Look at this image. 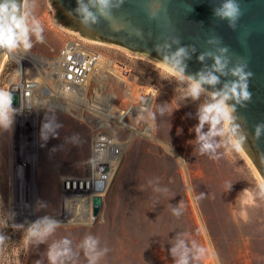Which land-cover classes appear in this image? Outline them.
Instances as JSON below:
<instances>
[{
  "label": "rangeland",
  "instance_id": "obj_1",
  "mask_svg": "<svg viewBox=\"0 0 264 264\" xmlns=\"http://www.w3.org/2000/svg\"><path fill=\"white\" fill-rule=\"evenodd\" d=\"M23 14L30 43L37 40V25L41 40L56 50L72 36L55 21L50 0H25ZM37 45L39 51L47 50ZM93 46L131 63L141 81L156 89L152 136L123 144L110 191L103 196L97 192L103 199L99 214L93 222L77 223L71 222V207L78 202L71 199L90 193L85 179L95 128L63 117L49 119L51 130H45L43 139L49 159L32 163L30 172L11 169L13 131L0 129V174L6 162L25 209L14 218L11 197L3 202L0 264H51L50 249H68L57 264H89L92 256L95 264H178L181 258L187 264H264V181L241 145L231 147L227 133L210 137L214 148L201 152L195 129L207 96L186 98L187 83L170 76L158 65L164 63L150 56L97 42ZM113 92L119 95L121 90L116 86ZM208 130L205 124L202 131ZM45 217L58 227L43 242H26L31 225ZM88 237L98 241L95 252L84 247Z\"/></svg>",
  "mask_w": 264,
  "mask_h": 264
},
{
  "label": "built area",
  "instance_id": "obj_2",
  "mask_svg": "<svg viewBox=\"0 0 264 264\" xmlns=\"http://www.w3.org/2000/svg\"><path fill=\"white\" fill-rule=\"evenodd\" d=\"M91 42L72 32L57 50L45 40L32 42L27 50L5 49L0 89L13 97L12 131L32 117L35 144L44 145L46 118L95 128L91 142L103 173L120 158L123 144L151 138L156 89L141 81L131 63ZM37 44L47 50L39 51ZM116 86L119 95L113 92Z\"/></svg>",
  "mask_w": 264,
  "mask_h": 264
},
{
  "label": "water",
  "instance_id": "obj_3",
  "mask_svg": "<svg viewBox=\"0 0 264 264\" xmlns=\"http://www.w3.org/2000/svg\"><path fill=\"white\" fill-rule=\"evenodd\" d=\"M24 1L17 0L21 15ZM238 2L243 15L233 30L226 21L214 15L220 0H109L103 10L97 0H83L94 20H85L83 14L76 11L77 0H50L55 9V21L90 41L147 55L162 63L165 56L179 47L187 48L190 58L184 63L187 65L185 74L189 76L213 65L211 58L200 62L201 54H218L222 47L228 49L226 55L232 64L245 62L247 70L253 73L249 80L252 100L246 102L245 107L237 106L241 135L245 137L241 147L264 181V130L259 139L254 134L255 127L264 124V0ZM213 38L219 43L210 44L208 41ZM174 39H179V44L173 43ZM4 54L5 49H0V66ZM226 79L232 78L221 77L222 82ZM205 88L212 90L208 86ZM93 187L102 191L104 181H95ZM102 205V197L95 196L94 216L99 214Z\"/></svg>",
  "mask_w": 264,
  "mask_h": 264
},
{
  "label": "clouds",
  "instance_id": "obj_4",
  "mask_svg": "<svg viewBox=\"0 0 264 264\" xmlns=\"http://www.w3.org/2000/svg\"><path fill=\"white\" fill-rule=\"evenodd\" d=\"M101 9L107 7L109 0H97ZM123 2V0H121ZM158 7V6H157ZM21 5L17 0H0V49H6L9 52L23 47L25 50L31 48L29 39L30 29L26 23V17L20 14ZM78 13L83 14L85 20L93 19L92 13L83 3V0H77ZM103 14V11H102ZM155 13H153V16ZM214 15L228 23V26L235 30L237 23L243 15L238 0H220V4L214 9ZM41 29L37 25L35 34L37 40H41ZM210 44H218L216 38L208 41ZM173 43L179 44V39H174ZM166 47H169L166 45ZM192 51H195L193 48ZM228 49L222 47L218 49V54L203 53L198 57L200 62L206 58H211L214 63L211 68L198 72L195 76L186 75L187 65L185 60L189 59L188 49L179 47L174 53L165 56L163 63L168 67V74L180 82L187 83L184 95L190 97L193 101L199 100L202 95L207 96V101L203 103L198 111L199 123L196 126L198 141L201 142V152L209 151L214 145L209 142L210 137L228 134L231 141V147L242 145L245 137L241 135V124L238 123L239 117L236 115L237 106L245 107L246 102L252 100V93L249 91V80L253 73L247 70V64L238 61L232 64L231 59L226 55ZM231 65V67L229 66ZM231 77L222 82L221 77ZM205 86H208L209 91ZM219 86V87H217ZM13 97L9 91L0 89V129L9 130L13 125V116L15 109L12 108ZM207 124L208 133L202 130ZM45 130H51L49 125H44ZM264 130V124L255 127V138L259 139L261 131ZM41 136L47 139L42 131ZM264 188V185H261ZM58 227L57 223L49 221L47 217L38 220L28 229L25 237L26 242L35 238L39 242L50 235ZM3 237H0V243ZM65 244L68 241H64ZM98 241L88 237L84 240V247L88 252H95ZM175 254L177 249H172ZM68 249L63 251L50 249L48 253L51 264H57L58 257L67 255ZM97 255H99L97 253ZM96 256L89 258V264H95ZM178 264H187V260L181 258Z\"/></svg>",
  "mask_w": 264,
  "mask_h": 264
},
{
  "label": "bare ground",
  "instance_id": "obj_5",
  "mask_svg": "<svg viewBox=\"0 0 264 264\" xmlns=\"http://www.w3.org/2000/svg\"><path fill=\"white\" fill-rule=\"evenodd\" d=\"M70 32V31H68ZM92 44L94 43L93 41L91 42ZM158 65L168 69V67L164 64L159 63ZM13 130V129H12ZM14 135V132H13ZM12 146V145H11ZM37 147V152H39V150H41L43 148V145L41 144H36ZM95 145L93 146L92 142H91V150H92V156L90 158V162H91V168H90V172L89 175L87 176V182L91 183V188L88 192L89 195L88 196H83L81 195V197H77L74 196L72 197L71 201L74 202H78L75 207H71V212H72V221L71 222H85V221H89V222H93L95 220V217L92 214V200L95 196H100V195H104V193H107L110 191L111 186L113 184L114 181V177L116 176L118 169L116 168V166L111 165L110 167H108V170L106 172V174H102L101 171H99V159L97 158L98 155H96V151L94 149ZM8 165L6 162L3 163V168H2V174H0V216L2 211V205L3 202L5 201V199H7L8 197L11 200L10 203V209L13 213V217L16 218L17 215H22L23 214V209H24V204H22L21 202H18L17 196H16V192L14 191V187H15V177L12 176L10 177L7 173L8 171ZM6 170V171H4ZM99 180H103L104 181V189L102 191H96L93 187V184L95 181H99ZM17 185V184H16ZM10 189L9 192L8 189ZM88 188V187H87ZM101 193L100 195H98V193ZM9 195V196H8ZM8 196V197H7ZM74 198V199H73ZM65 207V206H64ZM25 210V209H24Z\"/></svg>",
  "mask_w": 264,
  "mask_h": 264
},
{
  "label": "flooded vegetation",
  "instance_id": "obj_6",
  "mask_svg": "<svg viewBox=\"0 0 264 264\" xmlns=\"http://www.w3.org/2000/svg\"><path fill=\"white\" fill-rule=\"evenodd\" d=\"M49 125V119H44L41 130L44 131V125ZM35 123L32 117H26L25 120L19 125L15 131L14 135L10 137L13 139V145L10 155L13 157L14 164L11 165L13 170H26L30 172L34 167L32 163L43 161V163L49 159L47 158L48 149L47 147L42 148L37 152V147L34 139ZM45 143V142H44ZM46 146V144L44 145ZM45 152V153H43Z\"/></svg>",
  "mask_w": 264,
  "mask_h": 264
}]
</instances>
